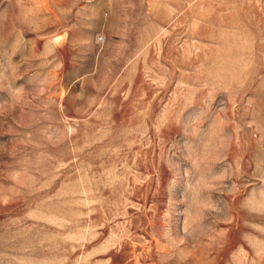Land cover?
I'll return each instance as SVG.
<instances>
[{
	"label": "rangeland",
	"instance_id": "374dc122",
	"mask_svg": "<svg viewBox=\"0 0 264 264\" xmlns=\"http://www.w3.org/2000/svg\"><path fill=\"white\" fill-rule=\"evenodd\" d=\"M0 264H264V0H0Z\"/></svg>",
	"mask_w": 264,
	"mask_h": 264
}]
</instances>
